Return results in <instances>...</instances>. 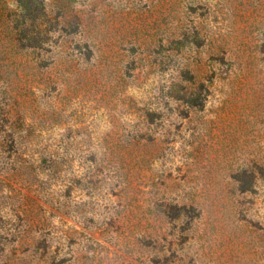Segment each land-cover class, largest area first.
<instances>
[{"label":"rangeland","instance_id":"rangeland-1","mask_svg":"<svg viewBox=\"0 0 264 264\" xmlns=\"http://www.w3.org/2000/svg\"><path fill=\"white\" fill-rule=\"evenodd\" d=\"M24 1L0 0L6 247L264 264V0Z\"/></svg>","mask_w":264,"mask_h":264},{"label":"trees","instance_id":"trees-1","mask_svg":"<svg viewBox=\"0 0 264 264\" xmlns=\"http://www.w3.org/2000/svg\"><path fill=\"white\" fill-rule=\"evenodd\" d=\"M22 2V5L28 3V1L19 0ZM13 34L10 35L11 43L14 44L16 48L19 49H35L38 47V40L36 39L37 36L33 33L30 34L27 28L24 26L13 28ZM3 239V241H2ZM7 238L4 235L0 234V264H57L56 255L48 256V248L44 251V255L42 258L38 259L37 262L33 263V261L29 262H22V258H20L19 252H22L18 249L12 248L9 249L6 247L4 240ZM25 253H28L29 250H23ZM22 252V256H24ZM31 256V255H29ZM61 264V263H58Z\"/></svg>","mask_w":264,"mask_h":264}]
</instances>
